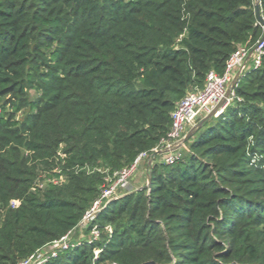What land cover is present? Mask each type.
<instances>
[{
    "label": "trees",
    "instance_id": "1",
    "mask_svg": "<svg viewBox=\"0 0 264 264\" xmlns=\"http://www.w3.org/2000/svg\"><path fill=\"white\" fill-rule=\"evenodd\" d=\"M262 32L254 0H0V100L27 107L0 104V264L76 227L103 183L76 168L155 147L185 94ZM234 95L178 161L152 163L149 187L97 214L98 241L46 264H264V55ZM41 175L64 182L37 189Z\"/></svg>",
    "mask_w": 264,
    "mask_h": 264
},
{
    "label": "built area",
    "instance_id": "2",
    "mask_svg": "<svg viewBox=\"0 0 264 264\" xmlns=\"http://www.w3.org/2000/svg\"><path fill=\"white\" fill-rule=\"evenodd\" d=\"M256 2L259 4V0H256ZM263 55L264 40L260 41V38L252 46L238 47L227 59L221 74L209 71L206 74L203 86L187 92L175 105L170 114L171 125L166 137L161 139L149 151L140 152L128 166L111 172L108 169L99 167H77V172H84L87 175L96 172L103 175V183L98 196L93 200L89 208L85 210L76 227L60 238L37 249L17 264H46L56 258L61 252L77 248L84 243L90 245L98 241L100 238V227L94 223L97 214L112 201L118 200L131 191H135V189H130V182L135 177L141 162L145 161L147 163L146 169L148 171V168L152 163L156 162L158 157L164 164L178 161L182 151L186 150L185 142H183L186 135L190 131L194 133L201 126L199 123H203L212 117H218L223 113L225 108L235 99L234 88L239 77L249 70L256 69L260 65ZM236 78L237 80L232 86ZM230 87L232 91L227 94ZM237 100L239 101L238 98ZM210 114L212 116L208 118ZM60 157L63 158L64 156L60 155ZM52 172L59 174L60 170L57 167ZM63 182V176L58 179H49L41 175L34 186L37 189H42L46 183L62 184ZM12 203L13 207H15V202ZM103 229L111 233V226L106 225ZM83 235H88L87 239L82 240L81 237ZM100 251V248L93 250L92 261L97 258Z\"/></svg>",
    "mask_w": 264,
    "mask_h": 264
},
{
    "label": "rangeland",
    "instance_id": "3",
    "mask_svg": "<svg viewBox=\"0 0 264 264\" xmlns=\"http://www.w3.org/2000/svg\"><path fill=\"white\" fill-rule=\"evenodd\" d=\"M37 95H38V93H31V95H29L28 97L29 98H36ZM7 100H9V101H7ZM13 103L15 105L19 106V111L16 113L15 117L17 119L22 118V116L27 111V107L25 105L24 106L21 105L22 101H19V100H17V97L15 98V97H12V96L6 97V98L0 100V104L3 105L4 110L6 112H9L11 110V108H12L11 104H13ZM184 152H186V150L182 151V154H184ZM251 158H252V160H251L252 163H254L255 161H258V158H257L256 155H254V156L252 155ZM157 160H158V158L156 159V161ZM55 164H56V162H55ZM57 166H59V165H57ZM57 166L55 168H57ZM146 168H147V163L145 161H142L140 166H139V168H138V171H137L135 177L130 182V186H131L130 189L132 188V189L136 190V189H139V188H141L143 186H147V176H149V178H150V175H149V168H148V171H147ZM262 169H263V167H262ZM253 176H257V175L254 174ZM14 204H17V203L15 202ZM13 206L14 205H13L12 201L8 203V207L15 208ZM87 236L88 235H83L81 237V239L85 240V238L87 239Z\"/></svg>",
    "mask_w": 264,
    "mask_h": 264
},
{
    "label": "water",
    "instance_id": "4",
    "mask_svg": "<svg viewBox=\"0 0 264 264\" xmlns=\"http://www.w3.org/2000/svg\"><path fill=\"white\" fill-rule=\"evenodd\" d=\"M254 13H255V18H256L257 24L263 28L262 35L260 36V41H262V40H264V16L261 14L260 5L258 4V2H256V0L254 3ZM236 80H237V78L233 81L232 86L235 84ZM231 91H232V88L230 87L227 91V94H230ZM212 114H210L208 116V118L211 117ZM201 124H202V122L199 123V125H201ZM192 133H193V131H190L186 135V137L184 138L183 142H185L192 135ZM149 183H150V178H149V176H147V187H149ZM141 264H157V263H155L154 261H146V262H143Z\"/></svg>",
    "mask_w": 264,
    "mask_h": 264
}]
</instances>
